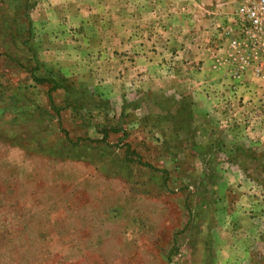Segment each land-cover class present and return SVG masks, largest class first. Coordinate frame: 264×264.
Segmentation results:
<instances>
[{
    "label": "rangeland",
    "instance_id": "374dc122",
    "mask_svg": "<svg viewBox=\"0 0 264 264\" xmlns=\"http://www.w3.org/2000/svg\"><path fill=\"white\" fill-rule=\"evenodd\" d=\"M240 1L0 0V264H264Z\"/></svg>",
    "mask_w": 264,
    "mask_h": 264
},
{
    "label": "built area",
    "instance_id": "2783aa9c",
    "mask_svg": "<svg viewBox=\"0 0 264 264\" xmlns=\"http://www.w3.org/2000/svg\"><path fill=\"white\" fill-rule=\"evenodd\" d=\"M232 27L227 28L228 46L236 56L239 67L235 77L239 78L245 65H251L254 75L264 74V0H241L237 3ZM264 102V95L260 98Z\"/></svg>",
    "mask_w": 264,
    "mask_h": 264
},
{
    "label": "trees",
    "instance_id": "16d2710c",
    "mask_svg": "<svg viewBox=\"0 0 264 264\" xmlns=\"http://www.w3.org/2000/svg\"><path fill=\"white\" fill-rule=\"evenodd\" d=\"M52 88L56 89V86L55 87H52Z\"/></svg>",
    "mask_w": 264,
    "mask_h": 264
}]
</instances>
